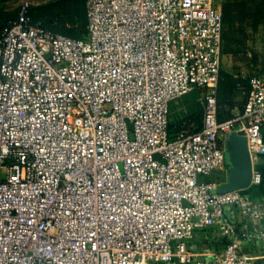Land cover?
Masks as SVG:
<instances>
[{
    "label": "built area",
    "instance_id": "1",
    "mask_svg": "<svg viewBox=\"0 0 264 264\" xmlns=\"http://www.w3.org/2000/svg\"><path fill=\"white\" fill-rule=\"evenodd\" d=\"M31 6L0 34V264H257L244 246L264 243V200L201 178L242 132L263 179L264 72L219 119L215 0H86L82 37ZM195 88L201 128L172 132L171 103ZM199 228L226 247H196Z\"/></svg>",
    "mask_w": 264,
    "mask_h": 264
},
{
    "label": "rangeland",
    "instance_id": "2",
    "mask_svg": "<svg viewBox=\"0 0 264 264\" xmlns=\"http://www.w3.org/2000/svg\"><path fill=\"white\" fill-rule=\"evenodd\" d=\"M25 0H0V28L19 12ZM38 18L49 20L55 28L72 35H82L86 29L85 0H29ZM224 16V30H233L240 48L253 66L257 63L264 69V0H215ZM260 69V70H261ZM234 84V83H233ZM199 91V92H198ZM205 89H193L173 101L170 107V122L174 126L188 118L193 111H203L201 97ZM194 229V241L199 242L200 231ZM198 235V236H197ZM189 242V238H184ZM178 242V241H174Z\"/></svg>",
    "mask_w": 264,
    "mask_h": 264
},
{
    "label": "crops",
    "instance_id": "3",
    "mask_svg": "<svg viewBox=\"0 0 264 264\" xmlns=\"http://www.w3.org/2000/svg\"><path fill=\"white\" fill-rule=\"evenodd\" d=\"M248 54H244V51L240 48L239 42L234 36L233 30L223 31V58L221 69L231 76L234 80L243 82L240 87H234L230 96L229 101L233 104L242 105L244 104L248 87L246 82H249L253 75L262 74L264 69H261L258 63L253 66L251 60L247 58ZM261 69V70H260ZM238 82V83H239ZM232 105H229L226 101L219 102L218 99V117L220 119L226 118L231 112H233ZM238 137L246 141L244 134L238 133ZM263 137H264V125H263ZM230 135L220 136V144L225 149L226 163L224 168L214 171L210 176H202V179H210L217 182L220 185L225 184L231 175L235 173L234 158L231 154H227V144L230 141ZM256 168L262 173L263 179L259 185H249L246 188L247 194L254 201L264 200V155L255 164ZM199 242H195L196 247L200 248H211V249H224L226 244L224 241L228 240L221 234L216 228L203 229L200 231ZM198 236V235H197ZM244 251L248 255L254 258L257 264H264V243L252 242L244 246Z\"/></svg>",
    "mask_w": 264,
    "mask_h": 264
},
{
    "label": "water",
    "instance_id": "4",
    "mask_svg": "<svg viewBox=\"0 0 264 264\" xmlns=\"http://www.w3.org/2000/svg\"><path fill=\"white\" fill-rule=\"evenodd\" d=\"M240 134H243L240 132ZM227 144V154L234 158L235 173L229 180L219 186L218 191H229L238 188H247L251 183L252 163L246 141L238 137V133H231ZM235 221V219H233Z\"/></svg>",
    "mask_w": 264,
    "mask_h": 264
},
{
    "label": "trees",
    "instance_id": "5",
    "mask_svg": "<svg viewBox=\"0 0 264 264\" xmlns=\"http://www.w3.org/2000/svg\"><path fill=\"white\" fill-rule=\"evenodd\" d=\"M31 14L33 16V18L35 20H39V21H42L45 25H47L51 30L55 31V32H60V33H63V34H67V35H70V36H73V37H82L84 35H86L87 33V16H86V0H85V10H84V14H85V20H86V29H85V32L84 34L82 35H72V34H68V33H65V32H62L60 30H57L58 28H55L54 26V23L53 22H50L49 20H44V19H41V18H38L37 15L35 14L34 10H33V7L31 6ZM223 14V13H222ZM17 15L18 13L16 14V16L9 20L6 24H4L1 28H0V34H1V31L3 30V28L5 26H7L11 21H13L14 19L17 18ZM224 16H223V22H224ZM239 81H236L234 80L231 76H229L226 72H224L222 69L220 71V75H219V80H218V86H217V104H218V99H219V102H227L229 105H232V103L229 101L230 99V96H231V93H232V90L234 87H237V84H238ZM234 83V84H233ZM240 83H243V82H240ZM246 85L247 87L249 88V82H246ZM199 92V91H198ZM198 99L200 98L197 97ZM234 106V104L232 105V107ZM232 116V112L229 114L228 117L226 118H223L221 120H224V119H227L229 117ZM188 119H192L194 120L198 127L201 128L202 126V120H203V111H193V113H191L188 118L186 119H183L181 121H179L177 124H175L174 126L171 125V122H170V130L172 132H174L175 129H177V127L180 126V124L184 121V120H188ZM220 119V118H219ZM224 244L227 245V241H224ZM217 250H221V249H218Z\"/></svg>",
    "mask_w": 264,
    "mask_h": 264
}]
</instances>
